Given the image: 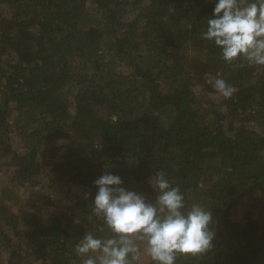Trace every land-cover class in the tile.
<instances>
[{
	"label": "trees",
	"instance_id": "16d2710c",
	"mask_svg": "<svg viewBox=\"0 0 264 264\" xmlns=\"http://www.w3.org/2000/svg\"><path fill=\"white\" fill-rule=\"evenodd\" d=\"M214 6L0 0V264H80L83 234H110L106 167L149 200L161 170L212 210L215 248L177 264H264V67L202 38Z\"/></svg>",
	"mask_w": 264,
	"mask_h": 264
},
{
	"label": "clouds",
	"instance_id": "9594fccd",
	"mask_svg": "<svg viewBox=\"0 0 264 264\" xmlns=\"http://www.w3.org/2000/svg\"><path fill=\"white\" fill-rule=\"evenodd\" d=\"M202 38L232 63L245 60L264 67V0H214ZM222 97L235 88L224 78L209 81ZM123 180L106 167L95 181L93 214L108 233L85 232L75 245L80 264H141L146 253L153 264H177L181 256H201L215 248L218 222L200 202L188 203L186 194L158 170L148 183L155 193L123 187Z\"/></svg>",
	"mask_w": 264,
	"mask_h": 264
},
{
	"label": "rangeland",
	"instance_id": "374dc122",
	"mask_svg": "<svg viewBox=\"0 0 264 264\" xmlns=\"http://www.w3.org/2000/svg\"><path fill=\"white\" fill-rule=\"evenodd\" d=\"M3 178L5 179V181L3 180L2 182H0V186L1 187H5L6 186V178H7V176L4 175ZM21 197H22L23 200H26L27 201V199L25 198V195L24 196H21Z\"/></svg>",
	"mask_w": 264,
	"mask_h": 264
}]
</instances>
